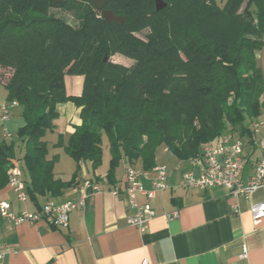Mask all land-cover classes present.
Listing matches in <instances>:
<instances>
[{
  "label": "trees",
  "instance_id": "1",
  "mask_svg": "<svg viewBox=\"0 0 264 264\" xmlns=\"http://www.w3.org/2000/svg\"><path fill=\"white\" fill-rule=\"evenodd\" d=\"M165 2L157 11L139 0L121 10V23L85 10L74 27L48 15V0H0V67L11 71L1 83L6 101L21 107L17 134L25 141L32 191L58 195L75 186L80 161L97 169L102 135L111 153L107 179L114 180L121 157L151 170L162 144L184 160L221 134L250 133L264 110V76L255 60L264 45V0ZM116 54L132 64L110 61ZM65 75L84 77L79 96L65 93ZM65 101L80 108L81 124L65 146L76 169L61 181L42 137ZM13 147L0 141V185L8 180Z\"/></svg>",
  "mask_w": 264,
  "mask_h": 264
},
{
  "label": "crops",
  "instance_id": "2",
  "mask_svg": "<svg viewBox=\"0 0 264 264\" xmlns=\"http://www.w3.org/2000/svg\"><path fill=\"white\" fill-rule=\"evenodd\" d=\"M256 56L260 59V54ZM259 63L264 76V61ZM83 80L82 75H65V93L79 96ZM5 102L6 90L3 97L0 95V104ZM13 107H19L21 112L18 104ZM262 115L264 110L258 117ZM52 124L53 129L46 130L42 137L46 158L53 160L54 177L68 181L76 163L65 146L74 128L81 124L80 108L71 101L58 103ZM0 136V141L13 144L12 160L20 164L25 184L26 198L19 201L8 180H2L0 201L9 202L12 212L36 211L48 199L59 203L77 199L86 182L97 184L100 189L89 188L87 192L85 188L84 203L70 211L67 227L51 226L42 220L11 225L0 217V264H141L145 259L147 264H264V217L254 224L249 212L250 204L264 201V185L249 196L236 198L222 187L207 191L181 188L182 174L188 170L198 174L199 169L189 164V158L179 159L165 145H160L155 150L154 167L166 165L167 186L151 198L136 194L138 203H149L156 211L146 229L139 231L126 223V217L133 210L125 193V171L129 166L142 169L141 162L130 164L121 157L113 169L114 180H108L111 153L108 140L103 141L104 135L100 166L92 170L89 160L80 161L77 184L63 188L58 195L36 188L32 191L34 187L23 160L24 139L18 135L12 138L5 129ZM59 136L62 145L56 144ZM238 137L244 143L247 156L246 176L259 151L253 144L251 125L250 133ZM140 181L145 190L150 189L148 178L141 176ZM235 203L238 212L233 211ZM174 210H177L176 216H167Z\"/></svg>",
  "mask_w": 264,
  "mask_h": 264
},
{
  "label": "built area",
  "instance_id": "3",
  "mask_svg": "<svg viewBox=\"0 0 264 264\" xmlns=\"http://www.w3.org/2000/svg\"><path fill=\"white\" fill-rule=\"evenodd\" d=\"M17 105L16 101L0 104V122L9 119L11 108ZM251 133L254 136L253 144L259 151V155L253 161L251 172L245 176V162L247 156L244 152V143L238 137L230 133H224L215 138L211 143L205 144L200 153L188 159L191 166H197L198 174L193 170L185 171L179 181V186L185 189H197L207 191L216 187L226 189L227 194L233 197L240 195L249 196L256 189L264 185V115L253 120ZM7 135V134H6ZM150 180L151 187L145 190L142 187L140 177ZM168 169L166 165H157L151 170L138 169L134 166L127 167L125 171V193L128 196L130 208L133 210L127 217L126 223L135 226L139 231H144L148 222L156 216V211L149 203L137 202L136 194L143 193L151 198L157 191L166 188ZM8 183L14 190L19 201L26 198L25 184L22 177V168L18 162H14L7 171ZM85 188L99 191V186L86 182ZM85 188L77 199L64 202H56L48 199L36 211L23 210L14 213L10 209V203L0 201V217L6 219L11 225L21 222L34 223L44 221L55 227H67L71 210L82 206L84 203ZM114 193L116 191H113ZM233 211L238 212L237 204L232 205ZM249 212L254 224H258L264 217V201L252 203ZM176 216L177 210L167 214ZM246 252L242 254L245 256ZM2 253H0V258ZM141 264H147L143 260Z\"/></svg>",
  "mask_w": 264,
  "mask_h": 264
},
{
  "label": "rangeland",
  "instance_id": "4",
  "mask_svg": "<svg viewBox=\"0 0 264 264\" xmlns=\"http://www.w3.org/2000/svg\"><path fill=\"white\" fill-rule=\"evenodd\" d=\"M219 5L223 3V0H215ZM91 6L88 2H83V0H69L68 2H65L61 4L58 7H50L48 9V15L63 19L68 24L76 27L80 24V14L81 12L85 10H90ZM146 33V30L138 32L137 35L140 37H143ZM256 54H260V59H257L255 57V60L257 61V64L259 61H264V46L261 50H259ZM110 61L115 63H120L125 66H130L132 64V61L129 59H126L122 57L121 55H113L109 58ZM260 64V63H259ZM11 71L8 69H4L0 67V82H5L8 77L10 76ZM4 87L0 84V95L3 97L4 95ZM23 125V118L21 116L20 108L19 107H13L11 109L10 117L5 122H0V134L2 132L11 134L12 138H16L18 134H16L17 129ZM1 137V136H0ZM9 138H6V140ZM107 142V138L104 135L103 141ZM163 145V144H162ZM157 149V148H156ZM66 166V163H64Z\"/></svg>",
  "mask_w": 264,
  "mask_h": 264
},
{
  "label": "flooded vegetation",
  "instance_id": "5",
  "mask_svg": "<svg viewBox=\"0 0 264 264\" xmlns=\"http://www.w3.org/2000/svg\"><path fill=\"white\" fill-rule=\"evenodd\" d=\"M68 1L69 0H64V1L58 2L52 7H58L61 4L65 3V2H68ZM114 1L115 0H107L104 3H102L101 7L98 9V8H95V7L92 6V4H91L92 0H83V2H88L89 3V5L91 6V9L96 13V16L99 17L100 19H103L104 21H106L103 18L102 13L104 11H111L114 15L121 17L122 22H123V17H122L121 10H123L124 8H126L128 6L136 5L139 0H116L115 4H114ZM163 1H165V0H163ZM144 2L146 4H149L146 0H144ZM151 4L155 7V1L154 0L150 1V4H149L150 7H151ZM111 22H115V21H111ZM118 23H121V22H118Z\"/></svg>",
  "mask_w": 264,
  "mask_h": 264
},
{
  "label": "water",
  "instance_id": "6",
  "mask_svg": "<svg viewBox=\"0 0 264 264\" xmlns=\"http://www.w3.org/2000/svg\"><path fill=\"white\" fill-rule=\"evenodd\" d=\"M64 0H48V4L50 7L54 6L56 3L61 2ZM107 0H92L91 4L93 7L95 8H100L101 4L104 3ZM155 1V9L161 10L166 6V2L163 0H154ZM204 1V0H202ZM103 18L107 21V22H111V21H115V22H122L121 17L114 15L111 11H104L102 13ZM107 60V55L104 56V61ZM90 191V189H87V192Z\"/></svg>",
  "mask_w": 264,
  "mask_h": 264
}]
</instances>
